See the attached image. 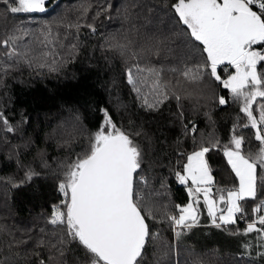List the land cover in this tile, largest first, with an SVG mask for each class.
Listing matches in <instances>:
<instances>
[{
  "label": "snow or ice",
  "instance_id": "1",
  "mask_svg": "<svg viewBox=\"0 0 264 264\" xmlns=\"http://www.w3.org/2000/svg\"><path fill=\"white\" fill-rule=\"evenodd\" d=\"M47 4L48 0H0V27L4 29L0 35V74L20 65L58 71L78 50V44L72 41L78 39L80 29L87 27L95 34L94 22L105 15L111 19V10L115 9L107 0H96L95 4L81 0L74 20L66 11L38 28L22 24L9 27L10 15L46 13ZM58 7L59 0H55L52 11ZM170 7L176 24L181 26L188 54L197 53L201 62L193 59L182 68L165 69L159 58L173 51L168 47L170 37L147 29L142 33L143 26L135 23H130L127 34L106 38L108 47L128 64L127 84L140 106L146 111H159L173 98L179 106L182 97L178 88L185 83L200 85L210 78L217 87L227 90L242 115L237 116L223 145L214 134L202 133L197 141L198 126L191 121L183 125L184 134L192 136L194 146L190 152L178 153L184 162L177 164L174 175L186 187L188 202L175 204L173 210L162 202L167 198L165 182H161L160 190L155 189L144 169V149L136 139L142 132L123 129L107 110L101 109L103 123L88 135L81 152L61 165L63 179L57 187L63 199L47 220L52 231L41 228V235L34 240L32 255L37 264H162L172 246L164 244L149 221H166L178 241L199 226L201 205L216 229L227 231L228 226L244 220L243 230L229 234L247 237L255 233L257 248L264 249V0H175ZM93 11V22L81 23ZM116 11L121 13L120 9ZM123 15L131 21L127 8ZM152 56L157 58L155 62L148 59L143 63ZM214 99L221 106L229 102L224 95ZM243 129L252 133L255 150H246V143L251 141L241 134ZM0 130L16 131L2 112ZM68 135L74 139L79 129L74 127ZM221 147L233 181L231 188L216 187L209 161V154L219 152ZM25 175L30 181L38 174L30 169ZM23 184L21 181L13 187ZM249 201L255 202L251 214L246 207ZM29 233L25 230L24 236L17 238L12 229L0 224V236L9 238L3 242L8 254L0 256V264H17L21 252L13 249L33 242ZM150 246L154 249L152 261L147 255ZM242 247L247 253L252 244L245 242ZM156 249H161L159 254ZM188 252L192 259L185 264H205L194 249ZM257 255L264 257V251Z\"/></svg>",
  "mask_w": 264,
  "mask_h": 264
},
{
  "label": "trees",
  "instance_id": "2",
  "mask_svg": "<svg viewBox=\"0 0 264 264\" xmlns=\"http://www.w3.org/2000/svg\"><path fill=\"white\" fill-rule=\"evenodd\" d=\"M54 2L48 1L46 13L10 15L9 27L22 24L28 28H38L43 22L66 11L69 18L74 20L81 0H59V7L52 11ZM90 2L95 4L96 0ZM107 2L115 5V9L111 10V19L105 15L96 20L95 34L82 27L78 39L72 41L78 44V50L58 71L34 70L20 65L7 74H0V112L16 128L13 133L0 130V224L7 227H35L36 238L41 235V228L52 231L47 220L53 207L60 205L63 199L57 187L63 179L61 165L81 152L88 135L98 130L103 123L101 109L107 110L113 121L123 129L142 132L136 139L144 149V169L155 189L160 190L161 182H165L167 198H163L162 202L170 204L173 210L175 204H184L188 198L184 186L176 181L174 175L177 164L184 162L178 153L190 152L194 146L192 136L184 134L183 125L191 121L198 126L195 134L197 141L202 133L206 136L214 134L223 145L228 142L237 116L242 115L227 90L217 87L210 78L200 85L185 83L189 88H178L182 97L179 106L173 98L159 111L144 110L127 84L128 64L117 51L108 47L106 38L114 34L118 38L127 34L130 23H135L143 26L142 33L147 29L156 35L163 33L170 37L168 47L173 51L164 52L159 58L165 69L173 66L182 68L185 63H192L193 59L199 63L201 58L197 53L189 55L183 43L181 26L176 24L170 7L175 0ZM125 8L132 17L131 21L124 19ZM116 9H120L121 13L118 14ZM93 14L94 11L81 23H92ZM3 31L0 27V35ZM27 41L26 37L24 43ZM148 59L155 62L157 58L147 57L143 63ZM219 95H224L229 102L224 106L219 105L214 99ZM65 122L69 124L67 129H64ZM74 127L79 129V135L70 139L68 134ZM241 134L251 141L250 144L246 143V150L249 147L255 150L252 133L243 129ZM209 161L216 187L231 188L233 181L222 156V147L219 152L209 154ZM30 169L38 175L29 181L25 174ZM21 181H24L21 187H13V184ZM254 203L247 202L249 214ZM201 214L203 216H200L197 227L204 228L197 229L199 233H193L194 227L178 241L166 221H149L153 231L160 233L164 244L172 246L162 264L190 262L189 249L199 253L205 264H264V257L257 255L258 251L264 249L257 248L255 233L247 237L229 234L236 229L243 230L244 220L228 226L225 231L211 226L204 217L202 205ZM200 236L206 239L201 240ZM245 242L252 244L247 253L242 247ZM160 250L156 249L157 254ZM153 251L150 246L147 253L149 261L153 260ZM47 255L45 250V259ZM17 264L20 263L17 261ZM31 264H37V260Z\"/></svg>",
  "mask_w": 264,
  "mask_h": 264
},
{
  "label": "rangeland",
  "instance_id": "3",
  "mask_svg": "<svg viewBox=\"0 0 264 264\" xmlns=\"http://www.w3.org/2000/svg\"><path fill=\"white\" fill-rule=\"evenodd\" d=\"M183 87L184 88H186V87L189 88V86H186V85H183ZM68 126H69L68 122H65L64 123V129H67ZM184 188H185V191H186V187L185 186H184ZM187 202H188V198H187V200H186V202L184 204H186ZM203 212L206 215L204 217H206V219L209 220V218L207 217V213H206V211L204 209H203ZM8 228L12 229V231L14 233H16L17 238H19L21 236H24L25 230H30L29 234L33 237V242L29 243L28 245L23 246L20 249H13V251H20L21 252V255H20V258L18 260V263H20V264H31L33 262L35 263L36 258L32 255V249L34 247V240L36 239L37 229L35 227H23V226H21V227H8ZM202 228H204V227H201V226L200 227H196V228H194V230L192 232L193 233H199V231L197 229L201 230ZM201 236H200L201 240L206 239L205 237H201ZM8 239L9 238L7 237V235L0 236V249H2V251H0V256L7 255V248H6V246L4 245L3 242L7 241Z\"/></svg>",
  "mask_w": 264,
  "mask_h": 264
}]
</instances>
